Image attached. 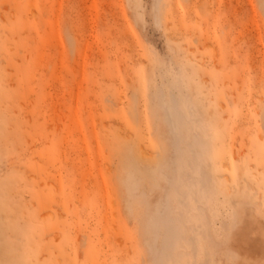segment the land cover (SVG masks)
<instances>
[{"label":"rangeland","instance_id":"obj_1","mask_svg":"<svg viewBox=\"0 0 264 264\" xmlns=\"http://www.w3.org/2000/svg\"><path fill=\"white\" fill-rule=\"evenodd\" d=\"M0 264H264V0H0Z\"/></svg>","mask_w":264,"mask_h":264}]
</instances>
